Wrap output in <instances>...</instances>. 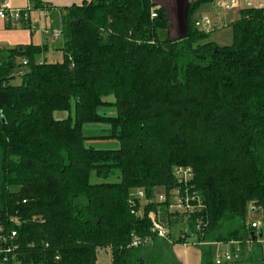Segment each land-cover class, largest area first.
<instances>
[{"label":"trees","instance_id":"obj_1","mask_svg":"<svg viewBox=\"0 0 264 264\" xmlns=\"http://www.w3.org/2000/svg\"><path fill=\"white\" fill-rule=\"evenodd\" d=\"M211 1L189 3L174 39L152 0H86L60 12L61 61L38 62L46 46L0 48V264H97L99 250L110 264H167L147 216L158 203L141 218L129 200L178 186L179 165L194 169L205 205L190 236L245 247L256 235L247 218L251 203L264 212V6L240 9L220 45L193 20ZM88 124L106 134L87 136ZM203 259L215 264L214 247Z\"/></svg>","mask_w":264,"mask_h":264},{"label":"built area","instance_id":"obj_2","mask_svg":"<svg viewBox=\"0 0 264 264\" xmlns=\"http://www.w3.org/2000/svg\"><path fill=\"white\" fill-rule=\"evenodd\" d=\"M220 8L218 15L221 12L242 9L244 7H262V2L253 3L252 0H220L217 3ZM31 6L28 5L25 8H13L8 0H0V18H3L9 24L18 23H30V11ZM48 13V10H45ZM152 17H156V11L153 10L151 13ZM195 26L200 31H210L213 27V21L209 16H203L200 19L195 20ZM46 35L50 38L56 39L61 35V29L49 30L44 29ZM26 64V60H22ZM22 74V71L20 72ZM175 176L178 179L179 185L171 189L169 192L163 191L160 194L148 197L146 191L138 189L130 194V204L132 212L137 217H144V208L150 203H158L157 209L150 210L147 214L151 221V231L160 238L171 237V227L168 222H164L162 219V208L165 209L166 216L169 215L179 216L185 220V223L192 221L194 218L195 231L201 233L203 229V221L199 217H196L199 213L204 210V203L200 193L195 189L192 184L194 178V169L191 166L179 165L174 169ZM163 204V205H161ZM168 220V219H167ZM253 229L256 230V235L249 238L244 243L246 248L249 250L248 245L252 242H258L262 244L264 242V219L261 221H253L251 223ZM189 228L181 231L180 237H192L189 235ZM15 232L12 233V236ZM197 240V239H196ZM198 241V240H197ZM204 240H199L202 243ZM142 243V239L138 236H134L131 245L134 247L139 246ZM216 247L214 248V262L215 264H230L238 261L243 253L244 247L240 240H230L228 242H215ZM264 253V250H263ZM6 260V258H4Z\"/></svg>","mask_w":264,"mask_h":264},{"label":"crops","instance_id":"obj_3","mask_svg":"<svg viewBox=\"0 0 264 264\" xmlns=\"http://www.w3.org/2000/svg\"><path fill=\"white\" fill-rule=\"evenodd\" d=\"M42 1L44 4L50 5L52 9L48 10V13L45 12V10H42V13L44 14L42 19L43 37H42V42L38 44L41 46H46L47 48L42 52L40 59H43V61H47V62H58L62 60L63 51L61 50V48L54 46L53 42L57 38H59L60 35L56 39L50 38L48 35L45 34L44 29L46 28L51 31L55 29H59V28H55L56 27L55 23L52 20L53 14L57 18V22L59 23L61 28V18H60L61 10L74 3L79 4L86 0H42ZM152 1L158 7H163L165 9L169 20L168 28L161 35L163 37H169L172 39L185 35L187 32V15H186L187 8L190 2L196 0H152ZM216 1L217 0H212L211 2L202 5L200 9L194 14L193 20H197L205 16L202 14L205 12H209L212 9V7L215 5ZM254 1L256 2L260 1L264 4V0H254ZM218 11L219 10L217 9V12ZM238 17H239V10H233V11L230 10V11L221 12L220 15H218L217 13L216 18L214 19L216 21H221V24L223 23L224 25L219 29L216 27L211 28V30L214 29L216 30L212 33L210 40L220 45H223L222 44L223 42H219L221 40V35L218 34L220 32L218 30L223 28L230 29L228 25L234 20H236ZM214 19H212V21ZM216 21H213V23H215ZM29 22L30 23H24V24H28L30 26L31 18ZM7 26L10 27L8 24ZM228 39L232 40V33L230 35V38ZM24 41L26 42H22L21 44H33V43L35 44V42H32L33 40H31V42H27L29 40H24ZM63 44H64V39H63ZM224 45H228V44H224ZM0 48L10 49L14 47H6L0 44ZM260 234H263L264 237V233H260ZM178 238L179 236L169 237V238H159L158 240V244H161L165 254L168 257L167 264H204L203 251L206 250L204 249V247L208 245L205 243H199L198 241L193 239V237H187L185 241L174 243V241L177 240ZM246 250L248 249H246L245 246L241 258L238 261L230 264H241V263H245V261L247 260L250 262V260L252 259L246 258L244 254ZM101 251L104 252L102 253V255H100L99 253ZM110 263H111L110 251L99 250L97 256V264H110Z\"/></svg>","mask_w":264,"mask_h":264},{"label":"rangeland","instance_id":"obj_4","mask_svg":"<svg viewBox=\"0 0 264 264\" xmlns=\"http://www.w3.org/2000/svg\"><path fill=\"white\" fill-rule=\"evenodd\" d=\"M13 8H25L28 5L31 6L32 10L30 11V18H31V24L30 26L28 24L24 23H18V24H11L10 27L7 26V21L3 18H0V44L6 47H16L18 45H24L21 44L22 42H26L24 40H29L27 42H35L36 45H39L38 43L42 42V37H43V25H42V19H43V13L41 8H36L31 4L29 0H8ZM220 0H217L215 5L212 7V9L209 12H205L202 15H209L210 18L214 19L217 16V9L220 10V8L217 6V3ZM253 3L256 1L252 0ZM216 6V8H215ZM200 9V8H199ZM235 10H240V9H235ZM233 11V10H232ZM201 15V16H202ZM53 22L55 23V28H60L59 23L57 22V18L53 14L52 17ZM213 21H216L215 19ZM224 24H221V21H216L213 23V27L215 28H221ZM229 27V26H228ZM220 31L218 34L221 35V40L219 42H223L222 44H230L232 42L230 38L231 35V28H223L218 30ZM217 33V32H216ZM226 42V43H224ZM34 44V43H33ZM63 44V36L60 35L59 38H57L54 42L53 45L62 48ZM61 46V47H60ZM41 55L38 57V62H42L43 59H40ZM17 71H15L16 73ZM22 82V77L20 75L15 74V78L13 79L12 83L13 84H20ZM103 110H106L107 114H112L114 115L116 113L115 108H101L100 111L103 112ZM55 118L57 119H62L67 116V112H60L57 111L54 113ZM107 126L106 125H101V124H88L85 125L84 127V132L87 136H99V135H104L106 134L107 131ZM89 144L97 147V148H117L119 146L118 141L116 140H104V139H91L89 141ZM163 191H165L163 188H156L154 190V195L160 194ZM162 214V219L166 223L168 222V215L166 216L165 209L162 208L161 211ZM170 219L174 222L173 227L171 228V237H178L180 236V230L181 229H187L189 228L188 224L185 223V220L182 217L179 216H174L170 215ZM264 219V212L263 210L256 204V203H251L249 206V214H248V223H252L253 221H261ZM193 239H197L194 235H191ZM194 240V241H195ZM198 240V239H197ZM196 240V241H197ZM202 243L207 244L208 246L204 247V249H208V247H216L215 242H210V241H203ZM152 244L151 242L149 245ZM148 245V246H149ZM262 245V246H261ZM151 247V246H150ZM249 250H246L244 252L246 258L252 259L250 262L247 260L245 263L241 264H264V242L262 244L258 242H252L251 244L248 245ZM148 249V248H146ZM247 249V248H246ZM100 255L104 252H99Z\"/></svg>","mask_w":264,"mask_h":264}]
</instances>
